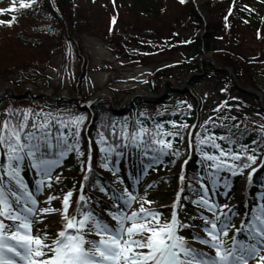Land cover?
<instances>
[{
    "label": "rangeland",
    "instance_id": "obj_1",
    "mask_svg": "<svg viewBox=\"0 0 264 264\" xmlns=\"http://www.w3.org/2000/svg\"><path fill=\"white\" fill-rule=\"evenodd\" d=\"M66 1L65 5L61 6L63 12L61 22L54 24L56 28L52 33L53 37H44L39 40L36 34L31 35V42L37 46L31 47L33 50L27 51L28 49L24 47L20 51L17 47L13 49L14 52H7L6 46H2L1 43L11 42L12 32L2 31L3 28L0 27V69L8 68L9 65L19 66L8 77L10 80L6 81L8 78L2 76L0 78V123L11 118L7 115L9 109L15 114L13 116L15 119L21 110L35 111L46 105L50 109L57 106V111L50 113L54 116H62L66 120L78 115L84 116L82 124L86 129L90 120L89 116L77 108L76 102L81 101L86 105L87 101L89 103L96 101L95 107H100L97 97L104 95L123 105L130 101L132 93L159 100L158 104L154 106L151 104L149 107L150 112L154 114L161 112L162 104L165 102L171 107L180 103H176V97L168 95L166 91L168 83L172 87H185V91L193 90L200 95L201 121L229 123L226 125L228 129H234L240 133L244 131L241 129H246L253 133H260V136L264 135V129L261 128V125H264V112L261 111V105L252 101L247 95L241 96L234 92L231 88L233 84L230 86L223 81L230 89L216 88L217 84L210 81L211 75L207 72L209 68L206 69L207 63L212 65L216 63L218 67L230 69L235 81L242 86L259 91L257 85L259 84L262 89L259 92L264 97V34L257 32L255 26H249L241 19L237 20L232 15L229 16L227 6L219 4L216 0L218 5L212 6L216 7L218 12L213 9V13L216 14L211 15L209 5L203 0H192L188 7L168 0H157L162 7H159L157 14L148 17L144 15L143 10L132 7L131 0H116V3L113 0ZM12 2V0H0V10L11 5ZM257 2L260 3V0ZM198 4H201V7ZM262 4L260 9L264 8V0ZM194 9L198 10L199 18L195 15ZM213 25H219L221 29L217 35L221 51L217 52H226L231 56L228 60L231 63L230 67H225L214 54L213 56L202 50L198 55L192 51L187 52L192 47V39H204L213 30ZM63 38L65 40L60 42ZM258 58L262 59L263 63H261V70L255 75L256 81L248 76L242 69L244 67L234 65L241 62L243 64L246 60L249 61L248 64H254L252 60ZM191 59L194 62H191ZM31 60L36 63L28 67L25 62ZM188 61L190 63L185 66ZM190 70L193 73L188 75ZM159 73H164L163 79H159L161 95L153 98L148 88L152 82L158 87L159 82H154V79ZM193 77L198 83L194 84L195 86L191 84L189 86ZM221 86L223 87V84ZM12 90L27 91V94L32 91L31 93L41 94L46 98L31 99L28 96L23 101H15L8 95ZM49 94L53 97L50 98ZM71 94L77 95L76 101H66ZM250 96L259 98L260 101V97ZM3 98L5 100L9 98L10 101L5 102ZM54 102L57 103L54 104ZM108 112L110 109L106 106L101 112L94 111L97 120L105 121L113 126L116 121L110 119ZM65 172L57 176L59 179L47 187L46 195L41 198L42 201L39 204L41 208L50 207L57 211L51 215L42 216L44 223L38 226L33 225L32 229L33 235H36L38 230L46 232L49 242L55 237L57 230L61 229V224L54 221L60 217L62 197L69 191L73 192L71 197L73 203L68 210L70 216L79 203L78 201L76 204L80 192L78 182L69 175V172L66 174ZM168 172L166 173L169 176H179L181 168ZM151 175L148 179L151 182H158L167 177L158 172ZM167 184L159 187H150L148 184L143 189L144 193L137 197V202H134L131 209L127 210L129 214L130 211L139 209V198L145 197L153 202L151 205L145 204V208L150 207L162 213L161 222L168 219L176 192ZM242 185L244 186V181L240 180L232 195L219 202L220 205H227L223 208V212L235 206L237 192ZM53 197L55 199L47 203ZM106 203L111 205L110 201ZM199 209L196 211H205L203 208ZM234 211L240 213L237 209ZM198 213L193 211V216L189 220L197 222V225L192 227L195 233L199 232L203 225V220ZM95 214L106 217L102 211ZM211 217L212 214H209V218ZM238 222L239 220L235 222L233 229ZM259 256H264V251H261ZM255 261L257 264V260Z\"/></svg>",
    "mask_w": 264,
    "mask_h": 264
},
{
    "label": "snow or ice",
    "instance_id": "obj_2",
    "mask_svg": "<svg viewBox=\"0 0 264 264\" xmlns=\"http://www.w3.org/2000/svg\"><path fill=\"white\" fill-rule=\"evenodd\" d=\"M184 2L181 0V3ZM31 3H35V0H31ZM20 6L28 8L31 5L22 0ZM11 11H15V8ZM4 23L0 21V25ZM11 23L7 22L8 26ZM7 115L13 117L15 114L9 109ZM84 119V116L78 115L66 120L61 116L54 117L52 113H34L32 109H26L20 111L19 118L0 123V264H249L250 260L264 264V256H259L264 251V204L258 207L250 220H246L245 239H239L244 229V225H241L233 238L227 240L228 230L235 227L231 223V210L224 213L223 208L227 205L214 203L204 183L210 180L215 188L221 179L220 172L227 171L235 176L242 167L250 166L248 163H237L243 159L240 153L225 150L216 142L219 139L236 143L225 136L199 139L202 158L211 162L208 167L213 169L205 176L196 178L203 194L195 203L212 214V218L200 217L204 226L192 237V241L203 248L195 247L193 242L180 234L182 229L194 225L184 223L176 212L161 222L162 213L144 207L153 203L145 197L139 198L137 211H130V214L124 211L125 208L130 210L132 204L137 202V197L127 188L121 189L120 195L116 196V201H122V204L113 202L117 211L108 213L114 224L96 215L90 208H85L87 199L84 195L79 196L80 203L70 216L68 210L73 192L69 191L63 197L60 217L54 221L62 226L55 237L49 242V236L43 230L33 235V225L43 224L41 217L57 210L39 206L40 202L25 183L22 172L26 166L34 170L39 177L37 191L45 186L50 187L52 171L59 164L58 157L62 158L65 152L75 150L62 129L74 127L76 132L73 136L78 137ZM261 128L264 129V125ZM112 134L116 135L115 130ZM177 134L161 132L160 126L151 132L142 126L129 132L124 125L120 131L122 144L101 148L106 154L102 167L108 169L113 153L122 154L116 151L118 147L135 148L142 155L149 152L168 155L166 150L172 148V143L164 137ZM204 146L213 151H204ZM243 151L247 154V146H243ZM252 151L255 153L256 149ZM171 154L178 155L175 152ZM78 155L82 156L83 153L78 151ZM159 155H153L152 159H159ZM256 159L255 154L246 155V160L251 164H255ZM87 171L92 172L90 162ZM180 179L183 182L185 178L182 176ZM227 187L225 180L224 188ZM100 191L104 192L105 189L100 188ZM51 199L55 198H50L47 203Z\"/></svg>",
    "mask_w": 264,
    "mask_h": 264
},
{
    "label": "trees",
    "instance_id": "obj_3",
    "mask_svg": "<svg viewBox=\"0 0 264 264\" xmlns=\"http://www.w3.org/2000/svg\"><path fill=\"white\" fill-rule=\"evenodd\" d=\"M62 1H63V5H65L66 2L64 0H62ZM131 2L133 3L132 7L137 8L139 10H143L142 12H144V15H147L148 17L152 16L155 13L157 14L158 11L160 10L159 7L161 6L160 5L161 3L159 1H157V0H131ZM48 5H49L48 1L46 0V3H44V10H43V12L40 15L42 17L41 18L32 17L31 19L28 20L27 25L25 26L24 29L30 30L31 26H36L38 24L39 25L41 24V26L42 25L45 26V28L47 29V28H49V26H48L49 20H53L57 24L60 23L61 22L60 16H58L53 10H50L49 12H46V7ZM193 11H192V14H193ZM194 13H195V11H194ZM241 13H242V15L243 14L246 15L244 13V11H242ZM214 14H216V13H211V15H214ZM244 15H243V17L247 19V17L244 16ZM61 17H62V15H61ZM246 22L249 23L248 25H250V26H255V28L257 29V32H261V33L264 34V20L263 19L256 20V21H253V22L252 21H250V22L246 21ZM218 26L219 25H213V30L210 32L209 35H206L204 39H197V38L192 39V41H193V44L191 45L192 47L190 49H188L187 52L192 51L196 55H198L201 50L204 51V52L212 53V54L215 55L216 58H218L221 61V63L223 65H225V67H230L231 63L228 60H230L231 56L226 54V52L225 53H218L219 52L218 50L221 51V49H220L221 47H219V44H218V41H217V35H219V31L221 30V29H219ZM20 34H21V37H19V38L16 37V39H14L15 37H12L11 38V42L10 41H4V42L1 43L2 46H6L7 52H14L13 49H16L17 47H18L17 49H20V51L24 47L26 49H28L27 51L33 50L32 49L33 47H37L33 42L30 41V36L28 35V33L25 34V33L21 32ZM59 38H60V36L58 37V39ZM41 39H43V37H40V40ZM64 40H65V38L61 39L60 42H63ZM173 41H175V39ZM221 42H222V40H221ZM242 43H243V41H242ZM189 61H188V63H185V66H187L190 63ZM191 62H194V60L191 59ZM247 62H249V61L246 60L245 63H243V64L241 62V64H234V65H237L238 67H241V68L244 67L242 69H244V71H246V73L248 74V76L250 78H252V79H254L256 81L257 79H256L255 75L258 74L259 71L262 68L261 67V63H263L262 59L258 58V59L252 60V62L254 64H248ZM25 63L27 64L28 67H30V66H33V64H35L36 62L31 60V61H28V62H25ZM17 68H19L18 65H9L8 68L5 67V69H0V78H2V77H4V78L10 77V74H12V71L16 70ZM207 68H209V71H207L208 75H211L210 76L211 77L210 81H212L214 84L215 83L217 84L216 88H220L221 87V88H226L228 90V89H230V87H228V85L226 83H228L230 86H231V84H234L232 76H231L230 73H228V72H218V73H216V71L213 68L212 63H207L206 64V69ZM190 72L188 73V75L193 73L192 70H190ZM240 72L242 73L243 70L240 71ZM159 74L157 75V77H155L156 79H154V82H156V83L159 82L158 83V87L155 84H153V82H152L151 86L148 88L149 91H152V92L157 93V94L159 93V90H160L159 89V84L161 83V80L159 81V79H163V76H164V73H159ZM252 79H251V81H252ZM8 80H10V78L6 79V81H8ZM223 81H225L226 83H223ZM197 83H198V81H196L195 77H193L191 79V81H190L191 86H195L194 84H197ZM222 84H223V87L221 86ZM154 85H155V87H154ZM257 85H258L259 91H262L261 86L259 84H257ZM231 88L233 89L234 92L239 93V95L245 96L244 94L238 92L237 88L234 87L233 85H232ZM166 89L168 91V95L169 96H173V98L176 97V100H177L176 103L180 102V105H181V106L177 105L175 107H166V110H168L169 113H167V112H165V113L169 114V115L165 114L166 116H163V118L168 117V119H162V121H160L157 124L158 126H160V131L161 132H169L170 133L171 132L170 130L172 129L171 125L173 123L189 125L192 122V120L196 116V114H195V105H196V103H195L194 99L188 93H186L185 95H181V94L177 93L176 89L174 87H172L168 83L166 84ZM8 94H10V93H8ZM75 96H77V95H72L71 94V97H75ZM249 98L252 99V101L258 103L259 105L261 104L260 101H259V98H256V99H255V97H249ZM3 100H5V99L3 98ZM6 100H8V99H6ZM185 100L187 101V103L184 102ZM142 102H145V104H150V105L152 104L154 106V104H158L160 101L159 100H150V101L147 100L146 101L142 97H137L135 103L140 104ZM97 103L100 106V107H97L98 110L101 111L106 106V108H109L110 111H112V108L110 106L109 100H107L105 98H101ZM177 104H179V103H177ZM189 104H191L192 106L189 105ZM142 107H143V104H142ZM219 118H221V117H219ZM11 119H14V118L11 117ZM166 121H170L172 124H168ZM29 123L31 124V120L29 121ZM156 129H157V127H155V130ZM220 129H221L220 126H217V127L213 128V130H206V132H204V130H203V132H201L200 134H197L195 139H196V143H197V149H198V152L200 154H201V147L202 146L199 144V139L200 138H205V137H207V135L218 137L222 133L220 131ZM242 130H244L243 131L244 134H241L242 136L239 134L241 136L240 137L241 141H239V142L243 143V146H247L248 148H251V150L248 151L246 155L251 154V152H253L252 149H256V152L254 153L256 156L260 155L261 153H264V139H263L264 137L261 138L260 133H255V135H254V134H251V133L249 134L248 132H250V131H248L246 129H242ZM99 132H100V134H99ZM65 133H67V132H65ZM92 133L94 134V136H95V138L97 140H100V138L102 137L101 136V130L99 128L94 127ZM233 134H235V133H233ZM99 136H101V137H99ZM218 140L219 139H217V141ZM77 141H78V143H77ZM80 141H81V144H82V147H83V156H85L84 154L86 152V148H85V145H84L85 140L83 139V135L79 134L78 137H75L73 135H71L70 137L68 136V143L72 144L73 145V149H75V150L79 149L78 144H79ZM221 143L223 144V142H221ZM176 146H177L178 149H176L173 152H175V153L179 152L178 154H183L184 153V150H183L184 145H182L180 143H177ZM204 151L212 152L213 150L211 148L207 147V146H204ZM259 152H261V153H259ZM71 156H72V160L69 162V164L73 167L77 162H74L75 159H76L74 154H72ZM178 156H180V155H178ZM242 158L243 159L240 162L241 164H243L244 162H247L246 157L244 155H242ZM198 167H200V162H196L195 166L193 167L194 168L193 172H195ZM263 175H264V172H263ZM263 175H261V176H263Z\"/></svg>",
    "mask_w": 264,
    "mask_h": 264
},
{
    "label": "bare ground",
    "instance_id": "obj_4",
    "mask_svg": "<svg viewBox=\"0 0 264 264\" xmlns=\"http://www.w3.org/2000/svg\"><path fill=\"white\" fill-rule=\"evenodd\" d=\"M198 5H200V7H201V4H198ZM242 191H243V188L242 187H240V189H239V192H238V198H237V201L239 202L240 201V199L242 198Z\"/></svg>",
    "mask_w": 264,
    "mask_h": 264
},
{
    "label": "water",
    "instance_id": "obj_5",
    "mask_svg": "<svg viewBox=\"0 0 264 264\" xmlns=\"http://www.w3.org/2000/svg\"><path fill=\"white\" fill-rule=\"evenodd\" d=\"M239 89H241L243 92L248 93V94H252L253 93L250 90L242 89L240 86H239Z\"/></svg>",
    "mask_w": 264,
    "mask_h": 264
}]
</instances>
